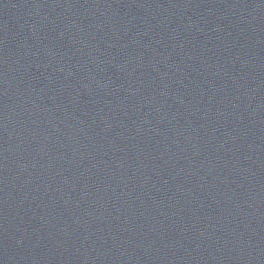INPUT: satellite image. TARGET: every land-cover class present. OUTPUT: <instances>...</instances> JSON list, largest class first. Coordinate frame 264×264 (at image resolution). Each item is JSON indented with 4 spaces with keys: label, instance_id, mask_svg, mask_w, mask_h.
<instances>
[{
    "label": "water",
    "instance_id": "obj_1",
    "mask_svg": "<svg viewBox=\"0 0 264 264\" xmlns=\"http://www.w3.org/2000/svg\"><path fill=\"white\" fill-rule=\"evenodd\" d=\"M0 264H264V68L107 0H0Z\"/></svg>",
    "mask_w": 264,
    "mask_h": 264
}]
</instances>
